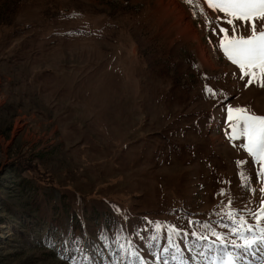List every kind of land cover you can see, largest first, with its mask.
<instances>
[{
  "label": "rangeland",
  "instance_id": "obj_1",
  "mask_svg": "<svg viewBox=\"0 0 264 264\" xmlns=\"http://www.w3.org/2000/svg\"><path fill=\"white\" fill-rule=\"evenodd\" d=\"M169 1L0 0V264H141L120 244L154 264L171 225L227 233L229 200L256 225L264 181L244 138L230 139L227 109L264 116V87L259 69L249 84L228 60L220 29L247 38L264 18L175 0L195 31L181 35ZM34 164L58 189L22 173ZM71 239L79 252L65 250ZM172 240L185 264H203Z\"/></svg>",
  "mask_w": 264,
  "mask_h": 264
},
{
  "label": "snow or ice",
  "instance_id": "obj_2",
  "mask_svg": "<svg viewBox=\"0 0 264 264\" xmlns=\"http://www.w3.org/2000/svg\"><path fill=\"white\" fill-rule=\"evenodd\" d=\"M185 3L192 5L193 0H185ZM202 3L209 9L240 20L255 18L257 15L264 18V0H202ZM228 23L231 24L232 20L229 19ZM252 27V35L249 37L232 39H228L226 30L221 28L220 32L225 33V38L220 40V47L228 60L238 66L242 77H249V84L257 76L256 69H259L260 86L264 87V32L257 34L254 24ZM205 90L209 95L215 96L214 90L210 87H206ZM234 111L237 113L235 118L233 117ZM227 113L229 121L239 122L238 126L236 123L232 124L230 139L244 138L246 142L241 146L253 158L254 162L259 164V171L256 175L264 181V116L248 115L245 109L234 110L231 107L227 109ZM243 163V161H237L238 165ZM260 191L264 192V188H261ZM220 194L224 195L223 190ZM227 208V211L219 214L221 215V226L228 230L227 233L217 231L210 224L204 225L215 240L210 241L209 235L200 234L196 231L189 232L178 229L175 225L169 226L166 230L167 244L165 246L156 244L157 248L162 247L165 255L161 256L160 251L153 252L154 264H170L168 255H171L175 264H185V257L180 254L183 249L173 242V234L187 240L184 248L190 253H195L192 257L194 261L196 256H199L203 258V264H252L247 256L249 254L254 255L256 251H264V226H261V221H264V199L261 200L259 213H252L253 218L257 221L256 225L250 224L246 218L240 215L239 210H233L231 200L228 201ZM225 221L229 223H225ZM188 223L195 225L197 222L190 220ZM157 230H160L159 225H157ZM229 237L232 238L229 239ZM99 239L104 242V247H111L105 237ZM153 239L156 240L157 238L153 237ZM79 245V239L64 241L65 250L68 251L79 252ZM213 247H215V252H213ZM230 249H237L238 251L234 254ZM119 250L124 252L126 256L139 259L141 264H146L136 249L126 248L124 244H120ZM71 260L72 264H76L75 256H72ZM83 260L87 264H92L87 254L83 256ZM258 264H264V256L259 258Z\"/></svg>",
  "mask_w": 264,
  "mask_h": 264
},
{
  "label": "bare ground",
  "instance_id": "obj_3",
  "mask_svg": "<svg viewBox=\"0 0 264 264\" xmlns=\"http://www.w3.org/2000/svg\"><path fill=\"white\" fill-rule=\"evenodd\" d=\"M170 7H173L172 9H170ZM164 10L168 13V14H172L175 17V25L179 27V33L181 35H193L195 36V31L194 29L191 27L189 22H186L184 25V21L185 19V15L184 13L179 9V5L177 4V2L175 0H170L168 2V4L164 5ZM187 21V20H186ZM199 50V57L201 59V61L203 63L206 62V55H205V51L204 49H198Z\"/></svg>",
  "mask_w": 264,
  "mask_h": 264
},
{
  "label": "trees",
  "instance_id": "obj_4",
  "mask_svg": "<svg viewBox=\"0 0 264 264\" xmlns=\"http://www.w3.org/2000/svg\"><path fill=\"white\" fill-rule=\"evenodd\" d=\"M25 161H18L17 164H15L14 166H22V164H24ZM29 169L26 167L24 169V171L22 173H26L27 176H30V179L32 181H34L36 186H49L50 188L53 189H58V186H56V184L53 182V180L50 178V175H47V178H42L43 176H40L34 172H39V167L37 166V164L34 165H28ZM30 182V180H29Z\"/></svg>",
  "mask_w": 264,
  "mask_h": 264
}]
</instances>
